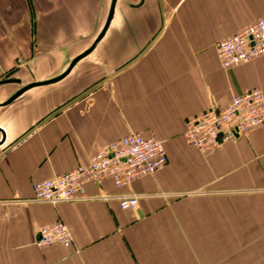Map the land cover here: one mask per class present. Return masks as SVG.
<instances>
[{
	"label": "crops",
	"instance_id": "obj_1",
	"mask_svg": "<svg viewBox=\"0 0 264 264\" xmlns=\"http://www.w3.org/2000/svg\"><path fill=\"white\" fill-rule=\"evenodd\" d=\"M0 0V264H264V127L202 154L186 121L264 92V56L223 69L216 44L264 18V0ZM104 31V32H103ZM92 51L74 65L85 52ZM167 165L86 199L34 200V184L87 166L128 134ZM0 132V141H1ZM140 197L122 210L123 196ZM62 222L72 245L38 247Z\"/></svg>",
	"mask_w": 264,
	"mask_h": 264
},
{
	"label": "built area",
	"instance_id": "obj_2",
	"mask_svg": "<svg viewBox=\"0 0 264 264\" xmlns=\"http://www.w3.org/2000/svg\"><path fill=\"white\" fill-rule=\"evenodd\" d=\"M215 52L223 69L263 57L264 18L217 43ZM260 127H264V92L250 90L234 96L223 111L210 109L188 119L183 137L189 147L207 154ZM166 165L167 155L161 141L130 133L120 142L93 153L87 166L34 184V200L52 205L81 201L86 199L85 185L88 183L100 185L111 180L116 188H120L153 175ZM139 199L135 195L120 197L119 207L136 210ZM35 245L69 248L72 236L67 226L58 222L41 228Z\"/></svg>",
	"mask_w": 264,
	"mask_h": 264
},
{
	"label": "water",
	"instance_id": "obj_3",
	"mask_svg": "<svg viewBox=\"0 0 264 264\" xmlns=\"http://www.w3.org/2000/svg\"><path fill=\"white\" fill-rule=\"evenodd\" d=\"M115 4H116V0H112V5H111V9H110V12H109V17L107 19V22H106V25L104 27V30H106V28L108 27L111 19H112V15L114 13V9H115ZM104 32V31H103ZM92 51V49H90L89 51L85 52L83 55H81L74 63V65H76L78 63V61H80L81 59L85 58L90 52ZM66 76L65 75H62L56 79H53V80H50V81H46V82H43V83H32V84H29L27 85L26 87H23L22 89H20L15 95H13L8 101H6L5 103H2L0 104V107L2 106H6V105H9L10 103H12L14 100H16L18 97H20L23 93H25L26 91L30 90V89H33V88H36V87H41V86H47V85H50V84H54L56 82H58L59 80H61L62 78H64ZM6 84H19V81L17 80H4V81H0V86L2 85H6ZM1 132V143L3 142V133L2 131Z\"/></svg>",
	"mask_w": 264,
	"mask_h": 264
}]
</instances>
